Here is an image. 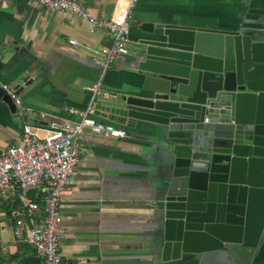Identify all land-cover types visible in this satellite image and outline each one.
<instances>
[{"label": "water", "instance_id": "water-1", "mask_svg": "<svg viewBox=\"0 0 264 264\" xmlns=\"http://www.w3.org/2000/svg\"><path fill=\"white\" fill-rule=\"evenodd\" d=\"M247 12L229 30L142 23L121 57L139 84L105 89L95 104V116L122 125L147 157L150 251L161 264H197L230 247L253 255L258 240L242 238L254 194V232L264 234V84L255 79L264 70V8ZM0 104L15 112L1 86Z\"/></svg>", "mask_w": 264, "mask_h": 264}, {"label": "crops", "instance_id": "crops-1", "mask_svg": "<svg viewBox=\"0 0 264 264\" xmlns=\"http://www.w3.org/2000/svg\"><path fill=\"white\" fill-rule=\"evenodd\" d=\"M80 1L91 16L109 19L117 0ZM254 8H264V0H137L128 48L132 51L143 35L138 26L145 22L229 30ZM111 42L104 29H90L80 18L71 21L68 15L47 12L26 0H0V83L10 89L16 84L22 87L18 96L24 109L19 117L0 104V154L19 142L24 125L42 136L78 120L66 108L80 110L89 101L85 88L94 84L99 73L90 50ZM27 74L32 80H27L29 85L23 82ZM255 79L264 84V70ZM139 82L120 59L106 72L102 86L119 92ZM257 111L264 117V100ZM78 143L81 154L60 202L64 228L59 249L64 264H161L150 251L156 228L148 202V160L140 143L128 136L113 138L89 130H84ZM43 193L38 188L28 194L41 200ZM259 196L254 194L251 201L255 203L249 208L242 238L247 243L258 240L254 254L245 257L247 251L238 252L237 247H230L231 252L208 250L194 258L197 264H264V234L258 237L254 232L261 219ZM19 210L20 204H0V264H44L29 245L14 243ZM41 215L35 214L38 221Z\"/></svg>", "mask_w": 264, "mask_h": 264}, {"label": "built area", "instance_id": "built-area-1", "mask_svg": "<svg viewBox=\"0 0 264 264\" xmlns=\"http://www.w3.org/2000/svg\"><path fill=\"white\" fill-rule=\"evenodd\" d=\"M26 1L40 5L47 12L68 15L71 21L80 18L90 29H104L112 39L110 46L90 50L91 61L99 73L94 84L85 88L90 93L89 101L80 110L66 108L78 120L47 130L42 136L31 126L24 125L19 142L0 154V204H14L17 200L20 204L14 219V243L29 245L44 264H64L59 249L64 228L60 202L63 191L72 183L81 154L78 141L84 130L95 135L126 137L124 129L98 121L94 113L97 100L108 96L102 86L106 72L128 52L130 20L137 0H117L109 19L91 16L80 0ZM69 41L76 44L74 40ZM0 86L10 96L14 113L23 117L24 109L18 94L8 85L0 83ZM38 188L44 191L41 200L32 199L28 193ZM37 212L42 214L39 221L35 217Z\"/></svg>", "mask_w": 264, "mask_h": 264}, {"label": "trees", "instance_id": "trees-1", "mask_svg": "<svg viewBox=\"0 0 264 264\" xmlns=\"http://www.w3.org/2000/svg\"><path fill=\"white\" fill-rule=\"evenodd\" d=\"M31 196V195H30ZM15 204H19V200H17L16 202H15Z\"/></svg>", "mask_w": 264, "mask_h": 264}, {"label": "rangeland", "instance_id": "rangeland-1", "mask_svg": "<svg viewBox=\"0 0 264 264\" xmlns=\"http://www.w3.org/2000/svg\"><path fill=\"white\" fill-rule=\"evenodd\" d=\"M129 46V45H128Z\"/></svg>", "mask_w": 264, "mask_h": 264}]
</instances>
